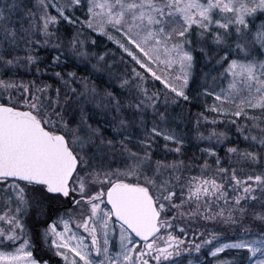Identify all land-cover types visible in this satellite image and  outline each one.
<instances>
[{"label":"snow or ice","instance_id":"snow-or-ice-1","mask_svg":"<svg viewBox=\"0 0 264 264\" xmlns=\"http://www.w3.org/2000/svg\"><path fill=\"white\" fill-rule=\"evenodd\" d=\"M57 257L264 264V0H0V264Z\"/></svg>","mask_w":264,"mask_h":264},{"label":"trees","instance_id":"trees-1","mask_svg":"<svg viewBox=\"0 0 264 264\" xmlns=\"http://www.w3.org/2000/svg\"><path fill=\"white\" fill-rule=\"evenodd\" d=\"M103 43H104V44H108L109 47H111V44H109L107 38H103ZM147 75H148V74H147ZM148 76H149V75H148ZM149 77H150V76H149ZM25 79H27V77H25ZM153 82L155 83V81H153ZM157 87L162 88L163 85H161V83H157ZM210 103H212V100H211V99H208L207 102H206L204 99H200V100H198V101H192L190 105H183L182 107L184 108V111H185V112H187V111H188V108L191 107V111H192V113L195 114L197 111H204V110L207 108L208 104H210ZM194 105H199V108H197V107L194 106ZM206 114H208V113L206 112ZM213 115H214V114H213ZM211 118H212V117H210V119H211ZM193 119H195V116H194V115H193ZM220 127H221V129L223 130V128H224V124L222 123V124L220 125ZM187 151H188L189 156H191L192 153H194V152L197 151V149H196L194 146H190V147L187 149ZM57 261H59V260H58V257H57L53 262H57Z\"/></svg>","mask_w":264,"mask_h":264},{"label":"rangeland","instance_id":"rangeland-1","mask_svg":"<svg viewBox=\"0 0 264 264\" xmlns=\"http://www.w3.org/2000/svg\"><path fill=\"white\" fill-rule=\"evenodd\" d=\"M161 67H162V65H161ZM148 75L151 77V74L150 73ZM160 83H161V85H163L162 82H160ZM73 228L75 229V221H73ZM77 231L80 234L87 235L86 233H83V229H78ZM49 254L51 255V253H49ZM58 260L60 261V258H58ZM53 264H57V262H53ZM61 264H62V261H61Z\"/></svg>","mask_w":264,"mask_h":264}]
</instances>
